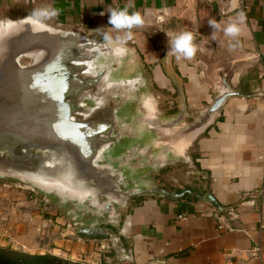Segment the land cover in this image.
<instances>
[{
	"label": "crops",
	"instance_id": "crops-1",
	"mask_svg": "<svg viewBox=\"0 0 264 264\" xmlns=\"http://www.w3.org/2000/svg\"><path fill=\"white\" fill-rule=\"evenodd\" d=\"M126 7L144 24L123 44L138 56L160 112H176L175 85L190 117L213 102L222 80L235 95L189 149L204 180L191 191L210 194L221 210L189 195L132 202L120 235V255L131 261L122 264H264V0H0V15L54 8L58 15L46 24L119 42L126 32L109 24L108 11ZM233 22L241 29L236 37L224 32ZM186 31L198 50L192 59H177L171 41ZM51 226L33 202L0 184L1 247L83 264L100 263L109 250L105 240Z\"/></svg>",
	"mask_w": 264,
	"mask_h": 264
},
{
	"label": "water",
	"instance_id": "water-1",
	"mask_svg": "<svg viewBox=\"0 0 264 264\" xmlns=\"http://www.w3.org/2000/svg\"><path fill=\"white\" fill-rule=\"evenodd\" d=\"M28 17L0 19V181L26 183L32 191L74 203L84 214L107 218L85 225L109 226L104 238L112 255L103 256L106 264L129 262L130 257L120 255L123 219H112L118 210L128 211L132 195L126 189L146 170L139 164H117L128 150L123 144L115 147L120 138L115 130L123 136L130 129L134 138L149 141L138 151L142 160H170L162 167L179 158L193 164L185 157L187 151L235 92L222 80L213 102L190 117L175 85L176 112L165 115L132 48L45 22L40 28ZM104 157L109 163L97 166ZM154 191L143 197L178 200L189 195L221 210L210 194Z\"/></svg>",
	"mask_w": 264,
	"mask_h": 264
},
{
	"label": "rangeland",
	"instance_id": "rangeland-1",
	"mask_svg": "<svg viewBox=\"0 0 264 264\" xmlns=\"http://www.w3.org/2000/svg\"><path fill=\"white\" fill-rule=\"evenodd\" d=\"M5 17H12V16H2L0 15V19L5 18ZM18 17V16H13ZM21 17V16H19ZM22 63V65H26L28 63V61L26 60H21L20 61ZM185 157L189 158L193 164H190L188 161H185V159L183 158H179V159H175L173 161V163H171L170 165L165 166L164 169L162 170H154L152 172V177L151 179H147L146 175H143L141 172L138 173L139 175H137L136 177H133V180L136 181L135 184L139 185L141 183V180L144 181L145 184H153V186H158L160 188H164L166 190L169 191H181L184 189H191V190H195L198 191L201 188V184H204V180H202L200 178V175L198 174V170L195 169L194 167V160L192 157V153L187 151ZM147 160V159H145ZM145 160H142V158H138L135 162L137 163H141V162H145ZM136 163V164H137ZM135 163H132L130 165H136ZM128 165V166H130ZM138 171V170H137ZM149 172V174H150ZM147 174V175H149ZM136 178V179H135ZM0 184H4L8 187V189H10L12 192H14L17 196L20 197V199L22 200H27V201H31L35 204L37 210L40 211L41 214L44 215L45 219H48L51 221L52 225L54 227H58V230L60 232H65L66 230L71 232L72 235H79L75 229L73 228V226L70 224V222H68L66 220V217L64 216V211L62 208V204H68V203H59L58 201H60L58 198L54 197L51 198L52 201H45L44 198L47 197V195H43L41 193H38L36 190L32 191V189H30V187L26 184V183H21V182H16V181H0ZM128 190V187L127 189ZM131 199V198H130ZM131 202L130 200L128 201V208L130 206ZM73 206L77 209V211L79 212V216H81V214L83 215V211L81 209H79L78 207H76L73 203ZM84 206L87 208V204L85 203ZM83 206V207H84ZM91 210V208H89ZM120 211V210H118ZM122 214H125L126 212L120 211ZM89 213V212H87ZM95 216V215H93ZM96 218H99L97 216H95ZM100 221H96L98 223H101L102 221L107 220V218H99ZM121 219V218H120ZM93 222V223H96ZM53 226H51V229H53ZM98 226V225H97ZM99 226H103V225H99ZM106 228H109V226H103ZM118 229V228H117ZM86 237V236H83ZM108 248V246L106 247ZM23 252V251H22ZM53 255V254H52ZM55 256H59L60 255H55ZM61 258H66V257H61ZM67 259V258H66ZM69 260V259H68ZM72 261V260H70ZM77 262V261H75Z\"/></svg>",
	"mask_w": 264,
	"mask_h": 264
},
{
	"label": "flooded vegetation",
	"instance_id": "flooded-vegetation-1",
	"mask_svg": "<svg viewBox=\"0 0 264 264\" xmlns=\"http://www.w3.org/2000/svg\"><path fill=\"white\" fill-rule=\"evenodd\" d=\"M141 92H144V90L142 89ZM134 107H135V104L133 103L131 105V112L134 111ZM114 134H115L114 136H116V137L120 136V138L118 139V142H117L118 144L116 143L115 147H118L121 144H123L121 146L126 147L128 150V152L123 155V158L121 159V161L117 164L119 166L130 165L132 163L136 164L138 161L137 162H135V161L142 156L141 154H139L138 151L141 149L145 150V148H142L144 145L143 143L146 142L147 144H149V141L146 139L139 140V139L134 138L133 133L130 132V129L126 130L123 136H122V134H120V132H118V129L115 130ZM156 151H158V150H156ZM146 153L149 154V151L147 150ZM113 160L118 161L119 159H113ZM115 161L112 162V166H115L114 169H116V168L118 169V167H117L118 165L115 163ZM169 162H170V160L159 161V157H158L155 159L148 158L147 160H145V162H141V163L139 162L137 164L145 167L146 171H144L142 174L147 175V174H149L150 171L153 172L154 170L164 169L165 166L162 167V165L168 164ZM108 163H109V160L106 157H104L102 159V161H97L96 165L101 167V166L107 165ZM152 172H150V174L147 175V179H151V177L153 175ZM157 188H158V186H153V184H151V185L145 184L144 181L141 180V183L139 185L129 184V189L126 191H129V193L132 195V197L130 199V202L132 203V202L142 198L143 195L154 194L155 193L154 190H156ZM185 191H191V189L182 190V192H185ZM174 193L180 194L181 192H175L174 191ZM185 196H187V195H185ZM185 196H183V197H185ZM50 197L53 198V195L52 194L47 195V197L44 198V200L45 201H52V199ZM58 202L60 203V201H58ZM61 206L63 208L64 216L66 217V220L68 222H70V224L73 226V228L75 229V231L78 234H80L82 236H86V237H89L90 235H94L97 237L96 239L105 240V241L107 240V238H104V236L109 233V228H106L103 226H96L94 228H90V227H88V225L87 226L85 225L86 223H93L96 221H100L99 218H96L95 216H93L90 213H85V214L83 213V215L81 214V216H79V212L73 206V203L62 204ZM123 216H124V214H122L120 212L118 214V217H116L115 219H112V222H119L121 220L120 218L123 219ZM109 250H107L106 256L112 255V252H110Z\"/></svg>",
	"mask_w": 264,
	"mask_h": 264
},
{
	"label": "clouds",
	"instance_id": "clouds-1",
	"mask_svg": "<svg viewBox=\"0 0 264 264\" xmlns=\"http://www.w3.org/2000/svg\"><path fill=\"white\" fill-rule=\"evenodd\" d=\"M109 13V24L116 30H124L126 36L120 38L119 42L123 44L125 38H130L131 29L141 27L144 24V19L139 12L129 13L127 7L125 9H110ZM58 15V10L54 8H42L34 10L29 14L28 19L32 20L33 23L38 25L40 28L46 27L43 23L44 20L55 17ZM243 16H241V20ZM209 25L213 28L216 25L213 22H209ZM239 23H230L224 32L230 37H236L240 34ZM105 39H111L109 36H105ZM171 50L177 54V59L181 57L185 59H192L198 48L194 43V36L191 32H182L173 37L171 41Z\"/></svg>",
	"mask_w": 264,
	"mask_h": 264
},
{
	"label": "trees",
	"instance_id": "trees-1",
	"mask_svg": "<svg viewBox=\"0 0 264 264\" xmlns=\"http://www.w3.org/2000/svg\"><path fill=\"white\" fill-rule=\"evenodd\" d=\"M195 159V156L193 157ZM194 167L198 170L197 164ZM82 236V235H81ZM0 264H83L52 254H30L10 247L0 246ZM98 264H106L103 259Z\"/></svg>",
	"mask_w": 264,
	"mask_h": 264
},
{
	"label": "built area",
	"instance_id": "built-area-1",
	"mask_svg": "<svg viewBox=\"0 0 264 264\" xmlns=\"http://www.w3.org/2000/svg\"><path fill=\"white\" fill-rule=\"evenodd\" d=\"M243 8H245V6H243ZM251 256L256 257V258L259 256V248L258 247H255L251 250Z\"/></svg>",
	"mask_w": 264,
	"mask_h": 264
}]
</instances>
